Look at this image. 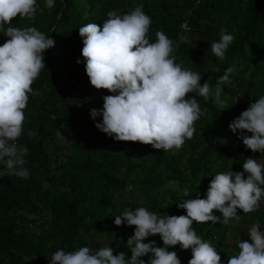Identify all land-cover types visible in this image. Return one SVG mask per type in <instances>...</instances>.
Listing matches in <instances>:
<instances>
[{"label":"trees","instance_id":"trees-1","mask_svg":"<svg viewBox=\"0 0 264 264\" xmlns=\"http://www.w3.org/2000/svg\"><path fill=\"white\" fill-rule=\"evenodd\" d=\"M37 4L34 21L17 17L11 26L36 27L55 44L46 50L45 68L32 85L39 95L29 96L24 134L18 140L29 150L25 159L30 176L0 178V264H49L55 251L81 246H110L114 254L123 251L130 257L126 244L134 226L117 227L116 215L138 207L186 215L177 203L206 198L214 175L243 172L249 157L264 163V154L246 149L229 129L230 122L264 95V0H55L50 10L45 0ZM136 6L152 19L150 42L163 31L178 45L176 62L198 72L201 84L207 81L214 90L225 70L235 68L232 82L223 85V108L214 96L205 100L190 94L206 112L195 121L193 138L178 151L116 141L96 128L102 116L94 120L90 115L92 109L102 110L103 97L113 93L90 84L79 28L87 23L102 28L108 12L125 14ZM222 33L235 39L220 60L210 44ZM7 39L0 33V45ZM29 130L35 135L29 137ZM215 214L221 222H194L193 228L216 247L223 264L238 254L239 240L251 242L248 229L253 223L264 231V199L255 212L238 209L240 219L227 225L221 213ZM151 240L163 247L158 234L145 242ZM168 250L177 252L181 264L191 259L190 249L177 245ZM142 259L147 264L149 256Z\"/></svg>","mask_w":264,"mask_h":264},{"label":"clouds","instance_id":"clouds-1","mask_svg":"<svg viewBox=\"0 0 264 264\" xmlns=\"http://www.w3.org/2000/svg\"><path fill=\"white\" fill-rule=\"evenodd\" d=\"M54 4L55 0H45L49 10ZM38 7L37 0H0V33L8 37L0 45V165H3L0 178L30 176L25 159L29 150L18 140L24 134L29 96L39 95L32 85L45 68L46 50L55 42L36 27L11 24L17 17L34 21ZM151 25V17L142 6H136L125 14L108 12L102 28L96 23L79 28L83 40L81 54L90 84L97 90L113 93L103 97L102 110L92 109L90 115L94 120L102 116L96 128L116 141L178 151L193 138L194 123L206 112L190 94L196 93L205 100L214 96L215 103L223 108V85L232 82L230 75L235 68L225 70L214 90L207 81L201 84L198 72L176 62L174 52L178 45L163 31H157L155 42H150ZM234 39L233 35L222 33L218 41L210 44L212 53L223 60ZM181 40L188 42L186 37ZM229 129L246 149L264 154V95L230 122ZM34 135L29 130L28 136ZM57 136L64 138L59 131ZM242 167L243 172L228 170L214 175L206 198L178 202L177 207L186 215L161 214L146 207L126 209L116 215L117 227L134 226L126 244L130 257L123 251L114 254L110 246L97 250L81 246L73 251L62 248L55 251L49 264H146L144 256H149L147 264H181L177 252L168 250L177 245L182 250H191L188 264H223L216 247L197 235L193 223L221 222V217L215 214L218 211L227 225L240 219L238 209L243 214L259 209L264 199V163L249 157ZM188 195L185 189L184 196ZM260 226L258 222L250 226L251 242L239 240L238 254L229 256L227 264H264V231ZM157 234L163 247L156 246L154 240L145 242Z\"/></svg>","mask_w":264,"mask_h":264},{"label":"rangeland","instance_id":"rangeland-1","mask_svg":"<svg viewBox=\"0 0 264 264\" xmlns=\"http://www.w3.org/2000/svg\"><path fill=\"white\" fill-rule=\"evenodd\" d=\"M258 162H260V163H261V158H258Z\"/></svg>","mask_w":264,"mask_h":264},{"label":"built area","instance_id":"built-area-1","mask_svg":"<svg viewBox=\"0 0 264 264\" xmlns=\"http://www.w3.org/2000/svg\"><path fill=\"white\" fill-rule=\"evenodd\" d=\"M183 28H186V26L184 25ZM186 30V29H185Z\"/></svg>","mask_w":264,"mask_h":264}]
</instances>
